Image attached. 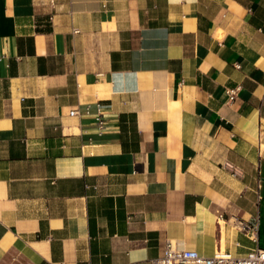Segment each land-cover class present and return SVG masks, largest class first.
Instances as JSON below:
<instances>
[{
    "label": "crops",
    "instance_id": "crops-1",
    "mask_svg": "<svg viewBox=\"0 0 264 264\" xmlns=\"http://www.w3.org/2000/svg\"><path fill=\"white\" fill-rule=\"evenodd\" d=\"M167 240L264 248V0H0V264Z\"/></svg>",
    "mask_w": 264,
    "mask_h": 264
},
{
    "label": "built area",
    "instance_id": "built-area-1",
    "mask_svg": "<svg viewBox=\"0 0 264 264\" xmlns=\"http://www.w3.org/2000/svg\"><path fill=\"white\" fill-rule=\"evenodd\" d=\"M231 93L230 98H233ZM100 124V119H98ZM242 229L249 236L257 234V223L243 225ZM264 264V248L255 247L244 256H233L229 252L219 251L211 256L200 255L195 250L179 248L175 243L167 240L160 256L152 258L150 264Z\"/></svg>",
    "mask_w": 264,
    "mask_h": 264
}]
</instances>
